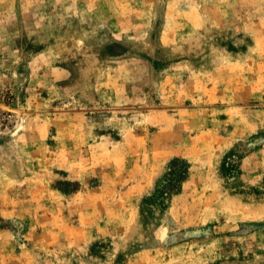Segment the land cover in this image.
I'll use <instances>...</instances> for the list:
<instances>
[{"label":"rangeland","instance_id":"obj_1","mask_svg":"<svg viewBox=\"0 0 264 264\" xmlns=\"http://www.w3.org/2000/svg\"><path fill=\"white\" fill-rule=\"evenodd\" d=\"M0 264H264V0H0Z\"/></svg>","mask_w":264,"mask_h":264},{"label":"bare ground","instance_id":"obj_2","mask_svg":"<svg viewBox=\"0 0 264 264\" xmlns=\"http://www.w3.org/2000/svg\"><path fill=\"white\" fill-rule=\"evenodd\" d=\"M167 228H163V230H162V232H161V234H160V236L162 237V238H165L166 236H167Z\"/></svg>","mask_w":264,"mask_h":264}]
</instances>
